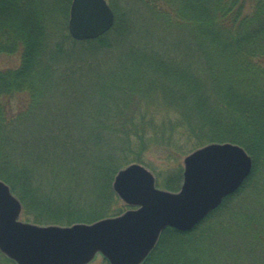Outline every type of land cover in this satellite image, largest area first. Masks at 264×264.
Returning a JSON list of instances; mask_svg holds the SVG:
<instances>
[{"label":"trees","instance_id":"trees-1","mask_svg":"<svg viewBox=\"0 0 264 264\" xmlns=\"http://www.w3.org/2000/svg\"><path fill=\"white\" fill-rule=\"evenodd\" d=\"M107 2L110 30L77 41L70 0H0V55L18 58L0 69V180L22 219L120 215L118 170L141 164L175 192L182 157L229 142L251 157L250 175L193 229L163 230L141 264H264V230L212 228L238 213L253 229L263 213L229 202L264 194V0Z\"/></svg>","mask_w":264,"mask_h":264},{"label":"water","instance_id":"water-1","mask_svg":"<svg viewBox=\"0 0 264 264\" xmlns=\"http://www.w3.org/2000/svg\"><path fill=\"white\" fill-rule=\"evenodd\" d=\"M114 15L106 0H71L67 30L77 41L110 30ZM182 184L171 192L155 186L153 174L132 163L117 171L112 189L131 208L90 224L69 226L19 220L21 203L0 180V254L14 264H141L166 228L188 231L250 175L252 160L239 145L209 143L183 158Z\"/></svg>","mask_w":264,"mask_h":264},{"label":"rangeland","instance_id":"rangeland-1","mask_svg":"<svg viewBox=\"0 0 264 264\" xmlns=\"http://www.w3.org/2000/svg\"><path fill=\"white\" fill-rule=\"evenodd\" d=\"M107 1V0H106ZM71 2V0H70ZM108 3V2H107ZM70 5V3H69ZM109 5V4H108ZM68 12H69V8H68ZM68 20V18H67ZM18 63V58L17 56L15 55H3L1 54L0 55V69H5V68H10V67H13L15 66L16 64ZM194 151V150H193ZM192 152V151H191ZM190 152V153H191ZM185 157V156H184ZM182 157L180 159V167L182 168V172H183V158ZM138 164V163H137ZM141 165V164H140ZM143 166V165H142ZM126 167V166H125ZM124 168V167H123ZM253 185V182L251 183V181L248 183L247 185V188L252 186ZM155 186H156V183H155ZM158 189H161V190H165V189H162L158 186H156ZM250 189V188H249ZM248 189V190H249ZM165 191H168V190H165ZM176 192V191H175ZM262 188H260L259 186H257V189L255 190L254 194L252 195V197H249L247 199H242V200H239V197L241 195L238 196V198L236 199H233L232 201H230L229 203L232 202V204H235L237 202H239V206H240V209L244 210L247 208L249 202H253V205H252V208L254 211L257 212V214L259 215V213L261 211H263V213L261 214V216L259 215V220L257 223V225H255L253 227V229L251 227H249L246 223H245V220L244 221H241L240 218H239V215L238 213L237 214H233L231 215L232 218L234 219L233 221L235 222L236 226H226V225H223V227H221L219 224L215 223L214 226L212 227L214 230H264V202H263V199H264V194L262 193ZM228 203V204H229ZM21 212H22V209H21ZM243 213V212H242ZM242 213L240 212V215H242ZM247 213V212H246ZM19 220L21 221H24L21 217V214L19 216ZM27 222V221H25ZM29 223H32V222H29ZM36 224V223H35ZM200 230H210L207 225L206 226H203ZM89 264H104L103 263V258L98 255L96 256V258Z\"/></svg>","mask_w":264,"mask_h":264}]
</instances>
